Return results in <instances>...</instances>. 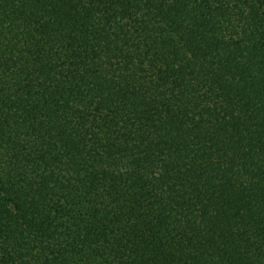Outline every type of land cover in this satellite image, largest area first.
Here are the masks:
<instances>
[{
	"label": "trees",
	"instance_id": "trees-1",
	"mask_svg": "<svg viewBox=\"0 0 264 264\" xmlns=\"http://www.w3.org/2000/svg\"><path fill=\"white\" fill-rule=\"evenodd\" d=\"M0 264H264V0H0Z\"/></svg>",
	"mask_w": 264,
	"mask_h": 264
}]
</instances>
